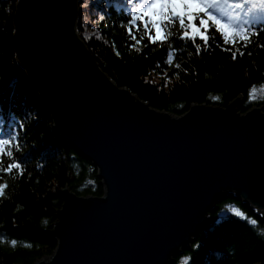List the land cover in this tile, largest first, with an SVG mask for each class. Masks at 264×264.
Listing matches in <instances>:
<instances>
[{
  "label": "water",
  "instance_id": "obj_1",
  "mask_svg": "<svg viewBox=\"0 0 264 264\" xmlns=\"http://www.w3.org/2000/svg\"><path fill=\"white\" fill-rule=\"evenodd\" d=\"M80 0H19L17 61L103 197L62 190L54 254L35 264H172L229 194L264 216V108L157 111L104 72L78 34Z\"/></svg>",
  "mask_w": 264,
  "mask_h": 264
},
{
  "label": "trees",
  "instance_id": "obj_2",
  "mask_svg": "<svg viewBox=\"0 0 264 264\" xmlns=\"http://www.w3.org/2000/svg\"><path fill=\"white\" fill-rule=\"evenodd\" d=\"M18 1L0 0V138L17 137L14 143H19L20 151L14 156L25 171L0 173V183L9 185L0 197V264H35L54 254L58 241L51 231L63 205L62 190L68 188L79 197L100 198L105 193L94 165L55 131L17 61L13 41ZM79 7L78 34L101 69L151 108L182 117L193 105L227 108L238 97H243L238 107L242 115L254 107L264 108V96L249 98L252 89L264 88V31L259 28L247 45H239L245 54L235 60L230 52L215 47L210 54L197 55L191 44L180 51L185 44L174 38L171 43L177 52L164 65L166 46L153 51V45L142 41L140 53L135 45L127 47L134 41L122 27L130 18L124 0H80ZM134 34L139 38V33ZM176 63L180 69L174 67ZM9 162L4 157L5 165ZM228 206L238 208L249 220L236 217ZM210 219L172 264H264V216L229 194L218 202ZM251 219L257 225H251ZM12 239L17 240L15 246Z\"/></svg>",
  "mask_w": 264,
  "mask_h": 264
},
{
  "label": "snow or ice",
  "instance_id": "obj_3",
  "mask_svg": "<svg viewBox=\"0 0 264 264\" xmlns=\"http://www.w3.org/2000/svg\"><path fill=\"white\" fill-rule=\"evenodd\" d=\"M124 3L130 18L122 23V27L134 41L127 47L132 49L135 45V52L140 53L142 41H146V45H153V51L166 46V53L162 56L164 65H169L177 52L171 43L174 38L185 44V48L180 51H185L186 46L191 44L197 55L203 51L210 54V50L215 47L230 52L235 60L237 55L243 57L245 54L239 45H247L250 35H256L258 28L264 31V0H124ZM134 33H139V38ZM174 67L180 69L181 65L176 63ZM254 92L255 89H252L249 93L250 99H255ZM16 140V136L0 138V173L12 175L15 171L23 175L25 171L14 156V151H20L19 143H14ZM4 157L11 162L5 165ZM8 187L7 183H0V197L4 196ZM228 211L236 217L249 220L236 207L228 206ZM249 223L255 226L257 220L251 219ZM11 244L15 246L17 240L12 239ZM24 247H31V244H25Z\"/></svg>",
  "mask_w": 264,
  "mask_h": 264
},
{
  "label": "rangeland",
  "instance_id": "obj_4",
  "mask_svg": "<svg viewBox=\"0 0 264 264\" xmlns=\"http://www.w3.org/2000/svg\"><path fill=\"white\" fill-rule=\"evenodd\" d=\"M253 95L255 99H258L260 96H264V88L256 89Z\"/></svg>",
  "mask_w": 264,
  "mask_h": 264
}]
</instances>
